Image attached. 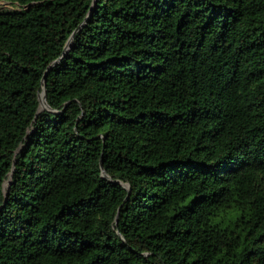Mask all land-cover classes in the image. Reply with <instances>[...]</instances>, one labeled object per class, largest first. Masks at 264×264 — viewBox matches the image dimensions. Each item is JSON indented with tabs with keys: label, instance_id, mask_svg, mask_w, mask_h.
<instances>
[{
	"label": "trees",
	"instance_id": "obj_1",
	"mask_svg": "<svg viewBox=\"0 0 264 264\" xmlns=\"http://www.w3.org/2000/svg\"><path fill=\"white\" fill-rule=\"evenodd\" d=\"M0 2V264H264V0Z\"/></svg>",
	"mask_w": 264,
	"mask_h": 264
},
{
	"label": "water",
	"instance_id": "obj_2",
	"mask_svg": "<svg viewBox=\"0 0 264 264\" xmlns=\"http://www.w3.org/2000/svg\"><path fill=\"white\" fill-rule=\"evenodd\" d=\"M71 40H72V37L70 38V40H69V42H68V44H67V48H66L65 52L68 50V46H69ZM57 64H58V62H55V63L53 64V66H51V67L48 69V72L52 71L53 67L56 66ZM48 72L45 74V76H44V78H43V86H44V88H43V92L39 94V112H41L42 110H48V109H49V105H48V102H47V90H46V87H45V85H46V78H47V74H48ZM42 99H44L45 104H46V107L43 108V109L41 110V109H40V106H41V103H42ZM103 176H104L105 178H107V176H106V174H105L104 171H103ZM10 185H11V179L9 180V183H8V186H7V187L9 188ZM125 188H128V189H129L128 186H125ZM6 196H7V195H6Z\"/></svg>",
	"mask_w": 264,
	"mask_h": 264
},
{
	"label": "rangeland",
	"instance_id": "obj_3",
	"mask_svg": "<svg viewBox=\"0 0 264 264\" xmlns=\"http://www.w3.org/2000/svg\"><path fill=\"white\" fill-rule=\"evenodd\" d=\"M14 7L7 3L0 2V9H13Z\"/></svg>",
	"mask_w": 264,
	"mask_h": 264
},
{
	"label": "bare ground",
	"instance_id": "obj_4",
	"mask_svg": "<svg viewBox=\"0 0 264 264\" xmlns=\"http://www.w3.org/2000/svg\"><path fill=\"white\" fill-rule=\"evenodd\" d=\"M42 100H43V102L45 103L44 99H42Z\"/></svg>",
	"mask_w": 264,
	"mask_h": 264
}]
</instances>
